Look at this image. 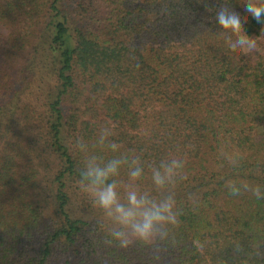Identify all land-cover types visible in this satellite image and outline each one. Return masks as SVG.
Masks as SVG:
<instances>
[{"label":"trees","instance_id":"trees-1","mask_svg":"<svg viewBox=\"0 0 264 264\" xmlns=\"http://www.w3.org/2000/svg\"><path fill=\"white\" fill-rule=\"evenodd\" d=\"M246 2L0 0V264H264V199L225 187L264 189V40L232 52L215 21L227 4L259 37ZM91 154L138 156L157 197L149 166L185 160L167 238L112 239L78 184Z\"/></svg>","mask_w":264,"mask_h":264},{"label":"clouds","instance_id":"clouds-1","mask_svg":"<svg viewBox=\"0 0 264 264\" xmlns=\"http://www.w3.org/2000/svg\"><path fill=\"white\" fill-rule=\"evenodd\" d=\"M243 6L257 23L264 26V0L259 3L247 0ZM215 21L224 30V39L230 51L248 54L259 50L258 41L264 40V27L259 37L250 36L244 28L247 18H242L227 4L218 7ZM110 136L111 130L103 128L96 143L100 148L118 153L120 145L111 141ZM75 147L82 153H88V145L82 140H77ZM220 155L233 168L239 167L238 155L223 148ZM185 164L182 157L173 155L149 166L152 184L160 193L158 197L140 190L137 182L145 176V167L138 156L129 157L127 154L115 155L107 160L94 154L86 155L78 184L93 206L110 222V235L121 248L136 242L152 244L167 238L169 226L178 222L174 189L180 181L187 179ZM125 167L127 182L119 179L121 169ZM225 187L232 196L249 192L257 199H264V189L243 180H227ZM121 189L124 190L123 196Z\"/></svg>","mask_w":264,"mask_h":264}]
</instances>
